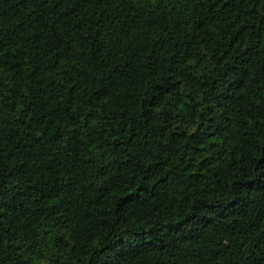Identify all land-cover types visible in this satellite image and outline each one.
I'll return each instance as SVG.
<instances>
[{
	"label": "trees",
	"instance_id": "16d2710c",
	"mask_svg": "<svg viewBox=\"0 0 264 264\" xmlns=\"http://www.w3.org/2000/svg\"><path fill=\"white\" fill-rule=\"evenodd\" d=\"M0 264H264V0H0Z\"/></svg>",
	"mask_w": 264,
	"mask_h": 264
}]
</instances>
